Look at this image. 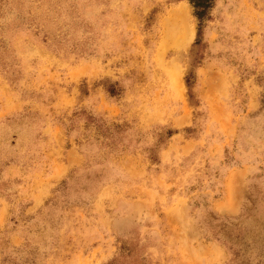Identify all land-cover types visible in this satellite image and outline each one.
<instances>
[{
	"label": "rangeland",
	"instance_id": "1",
	"mask_svg": "<svg viewBox=\"0 0 264 264\" xmlns=\"http://www.w3.org/2000/svg\"><path fill=\"white\" fill-rule=\"evenodd\" d=\"M0 264H264V0H0Z\"/></svg>",
	"mask_w": 264,
	"mask_h": 264
},
{
	"label": "trees",
	"instance_id": "2",
	"mask_svg": "<svg viewBox=\"0 0 264 264\" xmlns=\"http://www.w3.org/2000/svg\"><path fill=\"white\" fill-rule=\"evenodd\" d=\"M195 8V15L201 20L207 9L211 7V0H189Z\"/></svg>",
	"mask_w": 264,
	"mask_h": 264
},
{
	"label": "bare ground",
	"instance_id": "3",
	"mask_svg": "<svg viewBox=\"0 0 264 264\" xmlns=\"http://www.w3.org/2000/svg\"><path fill=\"white\" fill-rule=\"evenodd\" d=\"M171 23H172L171 29L174 30V34H176V36L179 35V29L185 27V23H183V16L180 13H178V12H177V14L173 18H171ZM176 30H178V31L175 33ZM182 35L180 37H186L185 36L186 33H184ZM184 43L187 44L185 38H182L181 44L184 45Z\"/></svg>",
	"mask_w": 264,
	"mask_h": 264
}]
</instances>
